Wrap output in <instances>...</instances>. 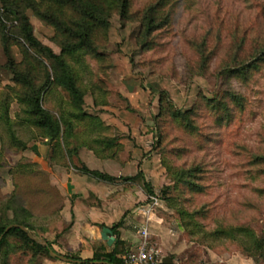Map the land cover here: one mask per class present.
<instances>
[{
  "label": "rangeland",
  "instance_id": "374dc122",
  "mask_svg": "<svg viewBox=\"0 0 264 264\" xmlns=\"http://www.w3.org/2000/svg\"><path fill=\"white\" fill-rule=\"evenodd\" d=\"M161 1V21L145 35L144 16ZM25 12L34 35L60 53L55 28L31 8ZM129 13L128 19L117 12L110 17L99 36L102 56L70 61L87 91L84 108L98 118L80 127L87 130L81 139L132 164V177L142 171L135 180L121 175L118 181L134 183L141 198L125 213L127 227L139 236L146 219L141 209L149 203L147 182L158 196L150 242L162 255L173 256L175 264H264L246 251L245 241L216 233L239 226L264 232V0H131ZM10 51L16 62L23 59L18 44ZM7 62L0 30V92H9L13 130L27 145L13 141L0 120V224L25 219L19 207H26L33 235L51 241L62 256L86 261L94 254L92 245L84 241L79 246L63 236L71 229L66 197L44 169L45 157L47 168L54 169L52 146L37 127L23 121L16 92L7 91L16 87ZM228 92L241 96L243 106L227 98ZM161 99L165 106L172 102L176 109L194 110V131L162 115ZM208 99H226L229 107L213 108ZM68 100L66 91L53 87L44 106L62 111ZM120 248L122 254L130 249ZM0 264L90 263L35 255L10 236Z\"/></svg>",
  "mask_w": 264,
  "mask_h": 264
},
{
  "label": "trees",
  "instance_id": "16d2710c",
  "mask_svg": "<svg viewBox=\"0 0 264 264\" xmlns=\"http://www.w3.org/2000/svg\"><path fill=\"white\" fill-rule=\"evenodd\" d=\"M1 2L3 13L0 15V30L8 57L7 66L13 73V82L16 85V87L8 86L7 91L16 92V99L21 104L25 114L23 121L37 127L51 144V158L57 163L64 161L62 163L68 165V159L73 162L72 152L77 150V145L72 147V142L80 137V132L82 135L87 131L85 128L80 130V127H88L98 120L96 116L84 108L87 91L83 86L79 71L70 61H79L88 55L96 58L102 56L99 52V36L106 31L113 13L117 12L123 19L130 17L131 0H1ZM164 6L165 3L162 4L161 1L148 8L143 20V33L145 35L150 34L154 30L155 24L161 21L159 16L162 14ZM27 8H31L36 15L55 28L54 39L61 48L60 53L55 52L53 48L45 45L34 35L33 25L25 12ZM10 28L15 29V35H11ZM14 44H18L22 51L23 59L20 62H16L11 55L10 47ZM256 63L253 62V64ZM232 73L237 75L235 69ZM240 73L244 74L245 72L240 70ZM53 87H61L68 93L67 109L54 112L44 106V97ZM228 93L227 98H230L237 105L243 106L241 96L234 92ZM96 100L97 98H95V102ZM162 101L161 99L160 113L162 115L169 114L184 129L190 132L194 131L196 127L192 118L194 110L176 109L172 102H170V106H165ZM212 101L214 100L208 99V102L211 103ZM10 103L9 92L6 94L0 92V120L7 125L13 141L27 147L13 130L14 121L9 115ZM211 106L218 109L223 107L228 109L229 107L226 99L225 101H214ZM225 115L223 114L221 119L225 118ZM150 129L152 130V128ZM106 140L103 141L106 142ZM95 151L97 155L111 156L110 153L102 154L98 149ZM111 157L118 159V154H112ZM261 157L264 159V156ZM77 168L100 181L116 183L121 178V176L117 177L99 169H91L84 163L77 165ZM140 175H143L141 170L136 176H128L126 179L135 180ZM144 183L147 189L146 195L149 197L155 195L150 183ZM188 183L192 189L198 188L195 183ZM20 208H22L25 219L15 218L12 222L0 224V235L7 226L14 223L25 225L29 230H32V225L28 219L29 210L26 207H19V210ZM122 224L123 222L120 220L110 227V230L116 235L117 247L109 252H95L85 262L106 261L108 264H121L119 246L123 241L120 240L119 228ZM216 233L245 241L248 244L246 251L256 261L264 259V232L262 235H257L253 229L239 226L219 229ZM10 236L18 238L25 248L32 250L35 255L40 253L50 255L47 247L32 240L27 232L19 227H13L4 235L0 242V252L8 243ZM46 240L54 250L53 243L48 239ZM171 257L174 260L173 256ZM76 259L80 260V257H76Z\"/></svg>",
  "mask_w": 264,
  "mask_h": 264
},
{
  "label": "crops",
  "instance_id": "0c3cea01",
  "mask_svg": "<svg viewBox=\"0 0 264 264\" xmlns=\"http://www.w3.org/2000/svg\"><path fill=\"white\" fill-rule=\"evenodd\" d=\"M81 137L80 132V137L73 141L77 145V150L72 152L75 163H84L91 169H99L117 177L132 175L129 169L132 164L112 159L108 155H97V148L91 146V140ZM98 150L102 154L108 153ZM43 160L44 169H49L50 184L57 187L66 197L64 210L65 214L69 212L71 229L63 234L64 238H69L71 243L79 246L86 241L92 245L90 251L94 250V253L109 252L117 247L116 235L110 227L122 220L119 232L123 242L120 246L130 249L137 246L140 238L127 227L129 218L125 214L141 199L140 193L132 186L134 183L100 181L80 171L70 159L68 165L55 161L54 169L51 170L50 167L47 168L46 157ZM138 214L135 215L139 216ZM122 255L124 254L120 253V257Z\"/></svg>",
  "mask_w": 264,
  "mask_h": 264
},
{
  "label": "built area",
  "instance_id": "2783aa9c",
  "mask_svg": "<svg viewBox=\"0 0 264 264\" xmlns=\"http://www.w3.org/2000/svg\"><path fill=\"white\" fill-rule=\"evenodd\" d=\"M158 203V196L151 195L149 197V203L141 209L146 217L145 222L139 225V242L137 246L130 249L127 253L122 255L121 264H163L164 255L161 254V251L158 248H155L151 245V230H150V221L152 211L155 205ZM175 264V263H174ZM200 264H207L205 262Z\"/></svg>",
  "mask_w": 264,
  "mask_h": 264
},
{
  "label": "water",
  "instance_id": "95a60500",
  "mask_svg": "<svg viewBox=\"0 0 264 264\" xmlns=\"http://www.w3.org/2000/svg\"><path fill=\"white\" fill-rule=\"evenodd\" d=\"M13 227H19V228L23 229L25 232H27L28 236L32 240H34L37 243L47 247L49 249L50 255L52 257L59 258V259H62V260H65V261H69V262H76V263H84L85 262L84 260L73 259V258H70V257H67V256H62V255L58 254L55 250H53L50 247V245H49V243H48V241L46 239H41V238L36 237L35 235H33L31 233V231L25 225H22V224L14 223V224H10L9 226H7L5 231L0 235V242L3 239L4 235L10 229H12ZM172 262H173V259H172L171 256H165L163 258V264H171ZM89 263L90 264H108L106 261H89Z\"/></svg>",
  "mask_w": 264,
  "mask_h": 264
}]
</instances>
